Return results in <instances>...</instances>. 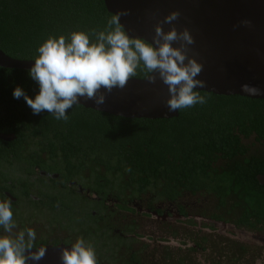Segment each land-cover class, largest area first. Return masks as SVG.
Returning a JSON list of instances; mask_svg holds the SVG:
<instances>
[{"label": "trees", "instance_id": "1", "mask_svg": "<svg viewBox=\"0 0 264 264\" xmlns=\"http://www.w3.org/2000/svg\"><path fill=\"white\" fill-rule=\"evenodd\" d=\"M111 15L104 0H0V49L32 60L49 35L103 30ZM143 75L138 71L135 77ZM15 86L29 97L38 91L28 70L0 67V131L14 133L16 141L41 133L52 148L59 141L70 142L66 148L84 145L98 151L102 177L117 194L150 209L160 198H176L184 215L264 237V184L257 180L264 174V99L198 91L206 103L155 120L123 118L77 104L62 121L46 110L33 114L23 98H13ZM128 167L131 172H125ZM196 243L193 252L211 247V264H254L263 251L215 232L197 231Z\"/></svg>", "mask_w": 264, "mask_h": 264}, {"label": "flooded vegetation", "instance_id": "2", "mask_svg": "<svg viewBox=\"0 0 264 264\" xmlns=\"http://www.w3.org/2000/svg\"><path fill=\"white\" fill-rule=\"evenodd\" d=\"M0 133L13 136L0 139V200L11 202L17 225L13 235L25 228L35 231L33 249L68 246L82 237L93 245L97 264H121L120 259L132 264L212 263L210 246L204 253L201 247L193 252L197 231H214L198 221L211 220L182 214L176 198H160L150 209L114 191V184L102 177L98 151L76 143L66 148L70 142L60 141L52 148L41 133L19 141L12 132Z\"/></svg>", "mask_w": 264, "mask_h": 264}, {"label": "clouds", "instance_id": "3", "mask_svg": "<svg viewBox=\"0 0 264 264\" xmlns=\"http://www.w3.org/2000/svg\"><path fill=\"white\" fill-rule=\"evenodd\" d=\"M120 15V12L111 15L103 30H73L67 37H46L37 45L36 56L28 69V76L38 91L29 97L20 86H15L13 98H23L33 114L46 110L56 120L67 121V110L80 105L78 98L94 99L101 104L104 101L98 91L101 87L122 88L139 71L149 80L155 78L150 74H158L167 86L169 111L206 103V97L196 91L205 84L199 78L202 65L187 55L188 46L194 43L193 37L187 28L177 31L174 25L180 13L169 11L163 17L169 29L163 31L159 23L155 25L151 42L130 36L120 23ZM240 23L246 25L249 21ZM241 90L249 94L259 92L248 84H242ZM131 171L130 167L125 168V172ZM16 227L11 202L0 200V264H26L29 259L36 264L44 257L45 247L32 251L35 231L25 228L13 235ZM66 245L60 250L62 264H97L95 249L84 238L77 237ZM26 251L30 255L26 256Z\"/></svg>", "mask_w": 264, "mask_h": 264}, {"label": "water", "instance_id": "4", "mask_svg": "<svg viewBox=\"0 0 264 264\" xmlns=\"http://www.w3.org/2000/svg\"><path fill=\"white\" fill-rule=\"evenodd\" d=\"M104 4L111 14L121 13L120 23L130 36L143 37L149 42L154 26L159 23L167 31L170 25L164 23L163 17L177 10L180 13L174 22L177 31L187 28L194 41L188 46L187 55L202 65L199 78L205 84L196 91L264 99V0H104ZM242 20L249 23L241 24ZM32 63L33 60L17 59L0 49L2 68L28 70ZM150 75L154 80L130 77L122 88L101 87L98 90L104 97L101 104L85 98H78V102L85 108L123 118L177 117L178 111H169L166 104L167 86L158 74ZM242 84L254 86L259 92L245 93ZM12 137L0 133V139ZM257 180L264 184V174L258 175ZM41 247H45V255L36 264H62L60 250L68 246L38 248ZM25 255L30 253L26 251ZM26 264L33 262L29 259Z\"/></svg>", "mask_w": 264, "mask_h": 264}, {"label": "rangeland", "instance_id": "5", "mask_svg": "<svg viewBox=\"0 0 264 264\" xmlns=\"http://www.w3.org/2000/svg\"><path fill=\"white\" fill-rule=\"evenodd\" d=\"M203 222V221H202ZM201 221H198L200 226H209L211 229H213L215 233L219 234H227L229 237H232L238 241L258 245L263 248V251L261 253L260 258L254 263V264H264V237H259L255 234L248 233L243 230H237L234 227L218 222L213 221H206V223H202ZM207 227L206 229L209 230L210 228ZM205 229V228H204Z\"/></svg>", "mask_w": 264, "mask_h": 264}]
</instances>
